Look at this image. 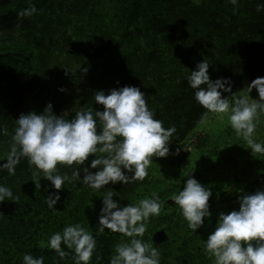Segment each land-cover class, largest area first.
Here are the masks:
<instances>
[{"label":"trees","instance_id":"1","mask_svg":"<svg viewBox=\"0 0 264 264\" xmlns=\"http://www.w3.org/2000/svg\"><path fill=\"white\" fill-rule=\"evenodd\" d=\"M261 2L239 0L233 6L228 0H0V127L8 131L0 135V164L6 161L21 113H42L48 103L65 119L81 109L102 111L103 106L94 103L99 90L139 87L155 118L164 127L177 128L162 179L149 170L143 182L110 183L99 191L80 181L66 182L55 209L45 202L55 189L42 173L32 175L26 158L15 175L0 170V185L17 198L0 202V264H22L25 253L43 256L44 264H75L74 252L64 245L69 254L63 259L48 248L49 237L69 224H81L95 236L90 264H109L115 246L129 238L108 230L96 234L108 191L121 205L138 204L153 193L159 197L160 215L149 219L142 239L153 246L152 235L165 226L171 239L158 246L160 264H214L206 251L207 236L220 212L239 209L241 195L264 190V154L252 153L242 136L210 138L209 130L198 127L209 113L195 101L186 76L206 60L210 78H230L232 93L246 92L252 80L264 77V12L256 11ZM32 5L35 14L18 15ZM252 94L258 97L255 89ZM254 138L264 143V114ZM162 159L154 157L152 162ZM58 167L71 177L73 168ZM191 173L213 193L212 215L196 233L177 205L165 203L183 189Z\"/></svg>","mask_w":264,"mask_h":264},{"label":"clouds","instance_id":"2","mask_svg":"<svg viewBox=\"0 0 264 264\" xmlns=\"http://www.w3.org/2000/svg\"><path fill=\"white\" fill-rule=\"evenodd\" d=\"M228 3L238 6L239 0H228ZM256 11L264 12V2L257 4ZM36 12L37 8L32 5L18 15L30 17ZM209 67L203 60L186 76L188 87L194 90L195 101L206 110L205 115L227 114L232 129L243 137L251 152L264 154V143L254 138L259 117L264 114V77L252 80L247 91L237 96L232 93L231 79L213 81ZM83 71L86 73L87 69ZM253 89L258 93L256 99L249 98ZM94 103L102 105L103 110L81 109L71 119L55 115L51 103L42 113H21L15 120L10 151L6 161L0 164V170L6 169L9 175H15L17 165L26 158L32 175L42 173L55 189L46 196L50 209H55L60 201L59 193L66 182L80 181L99 191L110 183L129 185L145 181L153 158L169 155V145L177 128L175 125L164 127V122L155 118L145 93L136 86L116 87L107 93L95 91ZM0 135H8L6 127H0ZM98 153L102 155L97 156ZM90 156L96 158L82 167ZM58 166L73 168L71 177L61 174ZM212 194L210 188L190 174L183 189L172 195L171 201L179 207L188 228L195 233L204 226L205 218L212 215L209 205ZM114 196L113 191H108L102 198L96 234L108 230L129 240L115 246L109 264H160L158 247L142 239L149 219L160 215L159 197L153 193L152 198L140 200L138 204L121 205ZM5 199L15 202L17 198L9 187L0 185V202ZM238 204V210L219 213L216 226L205 241L209 258L214 264H264V190L241 195ZM61 245L74 252L75 264H90L97 240L81 224H69L48 239V248L63 259L69 253ZM22 264H44V257L25 253Z\"/></svg>","mask_w":264,"mask_h":264},{"label":"rangeland","instance_id":"3","mask_svg":"<svg viewBox=\"0 0 264 264\" xmlns=\"http://www.w3.org/2000/svg\"><path fill=\"white\" fill-rule=\"evenodd\" d=\"M240 95H242V94H237V96H240ZM198 127H205L206 130H209L211 132L210 138L216 136V137H221L223 140H228L230 138H233L234 136H238L235 133V131H233L230 134L227 133V130L229 128H231L230 120H229V117L227 114L217 115L214 113H209L207 118L201 124H199ZM171 154H172V152L169 153V155H171ZM166 160H167V158L162 159V160H156V161L152 162L150 165V168H149L150 174L153 175L154 177H158V178L161 177L162 172H164L166 174L167 170H168V164L165 162ZM191 175L193 176V173H191ZM160 179H162V178H160ZM183 184H184V182H183ZM171 198H172V196H169V198H167V199H171ZM165 213L169 214L170 211L166 210ZM162 228L164 230H166L165 226ZM160 230L161 229H158V231H160ZM166 233H167L169 239H171L170 234L167 231H166ZM149 240H150V237H149Z\"/></svg>","mask_w":264,"mask_h":264},{"label":"water","instance_id":"4","mask_svg":"<svg viewBox=\"0 0 264 264\" xmlns=\"http://www.w3.org/2000/svg\"><path fill=\"white\" fill-rule=\"evenodd\" d=\"M165 203L169 206H174V202L171 201V199H167ZM152 243L153 247H158L160 244H163L168 241V235L166 234L164 229H161L160 231H156L152 235Z\"/></svg>","mask_w":264,"mask_h":264}]
</instances>
